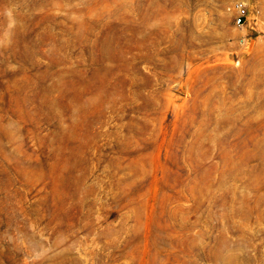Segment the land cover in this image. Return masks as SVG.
Returning <instances> with one entry per match:
<instances>
[{"label": "rangeland", "instance_id": "374dc122", "mask_svg": "<svg viewBox=\"0 0 264 264\" xmlns=\"http://www.w3.org/2000/svg\"><path fill=\"white\" fill-rule=\"evenodd\" d=\"M235 1L0 0V264H264V0Z\"/></svg>", "mask_w": 264, "mask_h": 264}, {"label": "built area", "instance_id": "2783aa9c", "mask_svg": "<svg viewBox=\"0 0 264 264\" xmlns=\"http://www.w3.org/2000/svg\"><path fill=\"white\" fill-rule=\"evenodd\" d=\"M231 10L235 12V22L239 26H244L248 23L250 16L249 6L244 1H235L231 6Z\"/></svg>", "mask_w": 264, "mask_h": 264}, {"label": "clouds", "instance_id": "9594fccd", "mask_svg": "<svg viewBox=\"0 0 264 264\" xmlns=\"http://www.w3.org/2000/svg\"><path fill=\"white\" fill-rule=\"evenodd\" d=\"M6 15H7L9 18H11V17H12V11H11V10H8V11L6 12ZM13 23H14V22H10L9 27H12V26H13Z\"/></svg>", "mask_w": 264, "mask_h": 264}]
</instances>
